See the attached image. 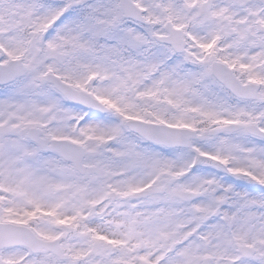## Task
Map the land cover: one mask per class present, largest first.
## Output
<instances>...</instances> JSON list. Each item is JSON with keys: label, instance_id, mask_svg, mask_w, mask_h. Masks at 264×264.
Returning <instances> with one entry per match:
<instances>
[{"label": "rangeland", "instance_id": "374dc122", "mask_svg": "<svg viewBox=\"0 0 264 264\" xmlns=\"http://www.w3.org/2000/svg\"><path fill=\"white\" fill-rule=\"evenodd\" d=\"M139 1L149 19L157 16L155 5L150 0ZM191 1L187 0L188 3ZM31 2L0 0L1 62L6 64L12 59L23 58L28 66L27 75L17 85L0 91V142L7 137L22 142L11 152L15 162L10 169L5 164L6 156L3 160L0 156V199L7 203L0 218L9 213L14 223L21 224L23 217H31L38 211L43 223L35 231L46 240H56L57 233L63 235L64 225H80L82 230L68 239L66 249L73 259L80 255L90 264H105L107 261L112 264H185L191 258L195 264H200L205 255H217L214 264H235L236 249L227 245L235 242L257 247L258 258L252 259L250 264H259V260L264 258V154L255 156L258 172L250 175L255 178L254 187L236 183L227 176L232 170L233 175L239 173L240 178L249 177L246 172L236 170L239 164L236 157L235 162L226 163L230 166L222 162L216 167L219 169L217 172V169L202 163L190 172L176 163L174 170L154 174L152 167L157 162L158 150L148 148L146 157L136 162L142 157L140 148L135 149L136 141L118 140L124 121L107 117L103 124L101 119L96 118L83 124L80 121L68 124L64 116L74 115L82 120L85 114L65 106L54 108L58 97L45 84L47 73L58 72L68 81L74 79L83 90H91L112 111L125 115V119H142L144 114H148L153 122H163L168 116L167 124L192 128V120L184 115L185 110L191 108L206 117L217 116L219 120L233 122L236 112L224 111L227 102L224 94L207 78L193 73L185 62H191L198 56L194 43L187 46L184 57L173 58L166 46L158 44L153 46L154 55L148 61L138 57L122 65L113 64L112 55L120 47H125V51L136 56L145 40L140 34L143 27L123 22L112 0H55L48 6ZM80 4L89 5L92 11L87 21H82L73 12L74 6ZM168 5L172 7V12L179 11L172 1H168ZM191 15L190 9L185 11L186 17ZM89 19L98 20L99 24ZM124 26H129V29ZM161 34V30L156 33L157 36ZM32 36L38 37V47L42 50L38 58L29 49ZM94 37L104 40L100 48L94 44ZM66 45L79 47L81 54L71 60L69 53H65ZM222 45L231 52L232 44ZM238 52L250 54L244 61L255 69L254 77L264 75V63L261 62L264 50L261 46L255 48L249 45ZM232 58L230 54L227 61L232 62ZM32 94L38 100L33 103L34 106L26 102L29 100L27 96ZM259 99L264 101V90ZM239 106L238 109L244 108V105ZM32 110L37 113L36 116ZM260 123L264 128V121ZM32 126L53 130L57 138L87 143L85 164L101 167L106 179L101 181L86 175L79 187L72 188L71 179L59 170L61 161L50 155H41V172L36 164L39 148L25 138L27 129ZM99 136L100 139L103 137L102 141L96 138ZM237 138L242 148L257 144L243 133H239ZM211 140L214 142L215 139L201 135L193 143L192 151L198 152L195 155L197 160L201 156L212 155L208 149ZM257 145L264 147L263 142ZM104 147L109 149V154H114L115 162L103 161L101 152ZM132 164L135 166L131 167ZM120 173H123L121 177ZM40 178L43 188H53L51 192L41 190L42 195L38 193ZM214 182L218 183L214 193L194 203L190 211L168 193L173 183L182 188L202 190L211 189ZM105 184L107 188L103 189ZM162 187L167 194H154L153 191ZM128 188L131 192L126 194L124 189ZM68 189L73 193L66 194ZM146 190L151 191L148 197H138L139 191ZM226 196H230L231 201L223 216L212 219L211 212L216 202ZM83 205L88 211H82L79 218L77 211ZM196 210H202L207 217H195ZM55 217L59 224L57 228H52L50 221ZM94 223L101 226L98 232L92 228ZM196 231L198 235L189 241ZM173 240L179 241L180 247L169 253ZM203 244L207 248H200ZM115 248L119 249L117 253ZM0 259L6 264L41 263L36 255L19 248L1 251ZM50 260L49 264H57L51 257Z\"/></svg>", "mask_w": 264, "mask_h": 264}, {"label": "flooded vegetation", "instance_id": "af4514ba", "mask_svg": "<svg viewBox=\"0 0 264 264\" xmlns=\"http://www.w3.org/2000/svg\"><path fill=\"white\" fill-rule=\"evenodd\" d=\"M155 1L156 3L162 4L168 0ZM169 1L173 3L175 1L176 4L179 5V11L172 12V7L166 10L158 7L157 18L159 21L154 20V22L160 24L165 21L163 25L165 30L166 27L181 30L186 43H188L186 36L190 34L193 36L196 44L201 46L199 51L202 54H208L204 45L212 38H215L217 40L216 44L219 43L220 46L222 43L232 44V51L228 53L233 54L237 59H241L242 61L239 62L240 65H243L244 59H247L250 54H247V52H244V54L238 51H244L249 45L255 48L259 46L264 48V0H193L190 7L183 5L185 2L187 3L186 0ZM203 6H206V9L209 7L211 12L210 17L212 20L209 22L206 21L205 16H203ZM188 9L192 11L190 17L185 16V11ZM162 18H165V20ZM216 50L209 54V60L211 59L210 63L213 61L212 59H216V57L220 56ZM233 50H236V52ZM235 58H233L234 65H236ZM253 70L255 69L239 68L236 66L237 76L245 84L254 83L253 79L248 77L253 73ZM256 83L262 84L258 81H256ZM197 215L199 217L204 216V213L197 211ZM227 245L236 249L237 258L234 260L235 264H249L248 259L241 258L239 255V246L245 245L256 249V247L247 243L235 242L232 245ZM200 248H207V245H200ZM207 257L210 258L209 264H214L213 261L217 255L215 257L213 255L203 256L200 264H203L204 259ZM191 264H195L193 259H191Z\"/></svg>", "mask_w": 264, "mask_h": 264}, {"label": "water", "instance_id": "95a60500", "mask_svg": "<svg viewBox=\"0 0 264 264\" xmlns=\"http://www.w3.org/2000/svg\"><path fill=\"white\" fill-rule=\"evenodd\" d=\"M122 7L125 11V15L127 17L135 18L137 20H141L140 12L135 10L129 0H121ZM137 14V15H135ZM182 48H177V51H181ZM1 57V56H0ZM25 73V67L23 66L21 60L18 61H12L8 65H0V85H4L7 83H10L14 81L17 77L22 76ZM214 75L220 80H227L223 75L218 73L217 71H214ZM224 78V79H223ZM55 81V80H54ZM227 82V81H225ZM55 85L58 90L65 93L67 97H69L71 100L74 99L75 92L68 88L66 85H63L57 81H55ZM229 87L231 91L238 97L241 98H256L257 94V88H250V87H241L236 82H230ZM138 123L131 122L129 125H135ZM141 126L146 129V133H142L141 135L147 138L148 140H163L166 135V137H169L168 145L169 146H184L189 147L190 146V140L194 139L196 137V134L194 132H188V131H179L175 129H165L162 127H155V126H147L141 124ZM238 127L237 126H230L227 127L225 130L228 131H234ZM153 129H156L157 133L153 132ZM249 132H254V128H249ZM33 138V137H32ZM36 140V138H33ZM163 142H166L165 139ZM42 146L45 147V142H40ZM69 159L73 160L75 162V165L77 169L81 172H84L85 167L82 165V153L81 155L78 154L76 156H71L69 154L66 155ZM90 172H93L94 169L90 168ZM175 195L177 197H181L184 199H193L194 197L199 196V194H189V193H183V192H175ZM12 245H23L31 250L33 252H41L42 249H46V251L55 252L56 254H59V249L57 248V243H45L42 242L40 239L35 237V235L28 229L24 227H17L12 225H2L0 226V248L12 246Z\"/></svg>", "mask_w": 264, "mask_h": 264}, {"label": "bare ground", "instance_id": "6f19581e", "mask_svg": "<svg viewBox=\"0 0 264 264\" xmlns=\"http://www.w3.org/2000/svg\"><path fill=\"white\" fill-rule=\"evenodd\" d=\"M93 229L95 230H99L101 229V226L98 224V223H95L93 226H92Z\"/></svg>", "mask_w": 264, "mask_h": 264}]
</instances>
